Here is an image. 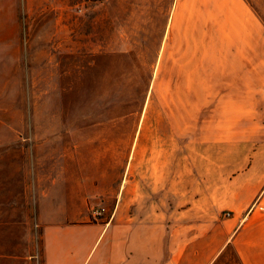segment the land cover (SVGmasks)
<instances>
[{
    "label": "rangeland",
    "instance_id": "374dc122",
    "mask_svg": "<svg viewBox=\"0 0 264 264\" xmlns=\"http://www.w3.org/2000/svg\"><path fill=\"white\" fill-rule=\"evenodd\" d=\"M245 52H264V0H0V264H43L42 207L72 206L105 147L126 164L140 123L163 126L149 114L189 136L233 124Z\"/></svg>",
    "mask_w": 264,
    "mask_h": 264
},
{
    "label": "crops",
    "instance_id": "0c3cea01",
    "mask_svg": "<svg viewBox=\"0 0 264 264\" xmlns=\"http://www.w3.org/2000/svg\"><path fill=\"white\" fill-rule=\"evenodd\" d=\"M245 54L250 94L222 133L189 136L149 114L163 126L140 123L126 164L112 145L100 153L115 162L77 168L72 206L41 209L43 264H214L229 243L264 264V52ZM104 201L109 219L93 218Z\"/></svg>",
    "mask_w": 264,
    "mask_h": 264
},
{
    "label": "built area",
    "instance_id": "2783aa9c",
    "mask_svg": "<svg viewBox=\"0 0 264 264\" xmlns=\"http://www.w3.org/2000/svg\"><path fill=\"white\" fill-rule=\"evenodd\" d=\"M105 212H106V207L102 206V205L101 206L100 205L93 206L92 209H91V213H92V215L95 218L102 217L105 214ZM225 214L226 215H231L232 211L231 210H226Z\"/></svg>",
    "mask_w": 264,
    "mask_h": 264
},
{
    "label": "trees",
    "instance_id": "16d2710c",
    "mask_svg": "<svg viewBox=\"0 0 264 264\" xmlns=\"http://www.w3.org/2000/svg\"><path fill=\"white\" fill-rule=\"evenodd\" d=\"M227 248H232V249H234V251H235V253H236V255H237V258H238V260H239V263H240V264H243L242 261H241V259H240V257H239V255H238V253H237V251H236V249L234 248L233 244H232V243H229V244L227 245V247L225 248V250H226ZM225 250L221 253V255L219 256V258L223 255V253L225 252ZM219 258H218V259H219ZM218 259H217V260H218Z\"/></svg>",
    "mask_w": 264,
    "mask_h": 264
}]
</instances>
